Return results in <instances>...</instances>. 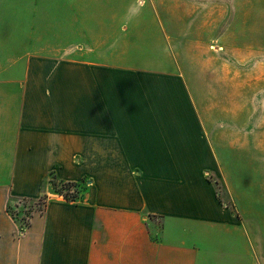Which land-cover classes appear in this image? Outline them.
I'll list each match as a JSON object with an SVG mask.
<instances>
[{
	"label": "crops",
	"instance_id": "crops-1",
	"mask_svg": "<svg viewBox=\"0 0 264 264\" xmlns=\"http://www.w3.org/2000/svg\"><path fill=\"white\" fill-rule=\"evenodd\" d=\"M257 7L264 0H143L129 11L150 20L59 53L47 21L37 38L31 10L0 8V264H256L251 231L210 179L214 141L234 118H208L195 94L214 88L217 105L222 70L195 84L181 63L218 55L161 14H189L188 28L191 14ZM53 176L86 182L83 198H49L23 225L12 200L47 196Z\"/></svg>",
	"mask_w": 264,
	"mask_h": 264
},
{
	"label": "rangeland",
	"instance_id": "rangeland-1",
	"mask_svg": "<svg viewBox=\"0 0 264 264\" xmlns=\"http://www.w3.org/2000/svg\"><path fill=\"white\" fill-rule=\"evenodd\" d=\"M138 4H143V0H0L1 9L20 6L22 10H31L32 32H37V38L45 33L47 21L46 43L50 44L47 48H56L55 53L61 48L65 51L69 46L87 47L88 39L91 42L101 39V34L113 32L126 21L150 20L151 13L129 11ZM257 9L261 10L191 14L195 17L188 28L189 14L163 13L161 16L176 31L187 33L191 38L208 40V49L218 55L204 56L205 59L203 56H182L181 63L197 74L192 76L195 84L201 80L200 84H203L205 76L211 69L215 70L216 65L222 70L223 99H219L224 100L222 110L219 109L220 101L217 105L214 101L215 91L209 82L212 93L208 94L207 100L200 88L195 92L208 118L214 119L221 114L225 119L234 118L233 127L225 123L224 132L214 141L220 173L213 174L210 179L216 181L221 200L243 219L245 227L251 231L256 264H264V11L262 7ZM183 24L184 28L180 29ZM41 27L43 30L39 33ZM179 43L175 41L176 47ZM40 45L33 47H44ZM187 48L184 52H191ZM237 117L239 122L236 125ZM55 182L51 184L53 190L48 193L47 200L57 195L69 199L83 198L86 182L78 185ZM43 210V202L18 197L10 206L11 214L23 225L31 213Z\"/></svg>",
	"mask_w": 264,
	"mask_h": 264
},
{
	"label": "trees",
	"instance_id": "trees-1",
	"mask_svg": "<svg viewBox=\"0 0 264 264\" xmlns=\"http://www.w3.org/2000/svg\"><path fill=\"white\" fill-rule=\"evenodd\" d=\"M58 179L56 178V177H52L51 178V182H52V184H55L56 182L55 181H57ZM59 181V180H58ZM63 183H68V184H70V185H78V183H75V182H63ZM67 199H69L68 197H66ZM70 200H74V199H70ZM39 201L40 202H43V204H44V208H45V205L47 204V196H43V197H41L40 199H39ZM25 225H29V220L27 221V223L25 224Z\"/></svg>",
	"mask_w": 264,
	"mask_h": 264
}]
</instances>
